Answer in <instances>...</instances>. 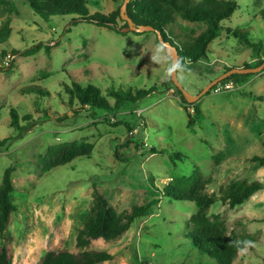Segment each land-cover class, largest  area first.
I'll use <instances>...</instances> for the list:
<instances>
[{
    "label": "rangeland",
    "instance_id": "obj_1",
    "mask_svg": "<svg viewBox=\"0 0 264 264\" xmlns=\"http://www.w3.org/2000/svg\"><path fill=\"white\" fill-rule=\"evenodd\" d=\"M200 1V0H195ZM238 10L222 22L227 29L209 46L206 57L187 71L177 73L182 89L196 96L228 68L255 67L251 49L231 30L247 34L251 43L264 45V21L260 11L264 0H234ZM18 14L0 13V26L10 20L12 34L0 46V140L12 138L9 146L0 149V184L4 170L14 166L12 201L17 212L9 218L4 238L12 245V264H36L45 252L49 225L57 221L63 229L57 249L72 253L75 238L90 215L94 192L104 195L118 213L129 212L149 198L147 184L161 187L171 179L189 176L198 169L210 176L205 193L219 195L231 181L264 182V167L250 161L262 155L264 141V70L233 85L230 92L204 95L198 105L202 118L192 129L187 128L188 115L180 104L177 88L170 77L164 78L166 64L151 62L159 43L154 32L124 35L93 24L70 26L71 16L41 18L33 16L25 0H12ZM123 0H88L90 14H109ZM119 28L123 22L118 21ZM170 29L174 43L177 36L194 35L204 24L176 19ZM69 29L68 33H65ZM50 45L31 57L11 55L34 45ZM13 67L9 69V62ZM77 83L94 86L111 106L109 89L152 90L119 109L80 112L78 103H69L64 88ZM218 84L217 86H223ZM32 86L46 90L48 96L22 94ZM259 97L253 100L244 94ZM20 117L22 133L10 127L9 110ZM79 111L74 115L73 111ZM31 117L25 121L23 116ZM63 116L69 119L60 122ZM117 122L121 125L115 126ZM18 136H21L18 138ZM86 141L94 145L90 161L75 160L68 167L46 172L44 157L48 147L60 143ZM206 141L207 143H204ZM151 148L163 150L152 154ZM121 159H116L114 153ZM179 152L189 159L173 163L170 155ZM121 160H126L122 162ZM188 202L169 203L161 200L146 218L135 221L118 238L98 240L86 250L108 252L112 260L101 264H213L198 257L196 250L184 240L183 224L194 213ZM218 214L227 231L248 234L254 242L241 250L233 264H264V190L257 192L243 205L229 209L218 203L209 216Z\"/></svg>",
    "mask_w": 264,
    "mask_h": 264
},
{
    "label": "trees",
    "instance_id": "obj_2",
    "mask_svg": "<svg viewBox=\"0 0 264 264\" xmlns=\"http://www.w3.org/2000/svg\"><path fill=\"white\" fill-rule=\"evenodd\" d=\"M25 2L33 16L41 18L71 16L70 26L82 22L121 35L124 34L120 30L127 26V23L120 18L121 6L109 14H90L86 8L88 0H25ZM237 10L238 5L234 0H130L127 4L126 15L135 26L150 27L158 39H163L177 50L178 58H186L191 65L206 57L208 46L227 30L222 26V22L228 20ZM0 13L18 14V8L12 0H0ZM260 17L264 21V10L260 11ZM177 18L187 23L204 24L205 28L197 35L192 32L188 35L179 34L177 37L180 38V41L174 43L170 36V29H173L172 26ZM118 21L123 22L122 28H119ZM69 31L67 29L65 33ZM230 32L234 38H238L251 49V58L256 61L255 67L264 62L263 44L251 43L247 34L241 33L238 29ZM11 34L10 20H6L0 26V46L8 42ZM158 39H156L157 42ZM42 49L46 54H49L51 46L39 43L22 52L11 50V55L31 57ZM0 55L3 58L7 57L9 53L3 51ZM12 67L13 60L9 62V69ZM244 68L250 67L245 65ZM230 69L232 68L226 69L225 72ZM251 75L253 74H234L218 84L232 83L237 85L245 82ZM217 85L212 87L210 91L214 90ZM64 91L68 96L69 103L76 102L79 104L80 112L84 111L85 108L90 111L119 109L124 103H134L152 92V90L133 92L131 89H109L107 91L108 97L114 100V105L111 106L100 89L94 86L83 87L77 83H72L71 87L66 86ZM177 91L180 96V104L187 107H183L188 115L187 128L192 129L195 122L202 118V111L198 102L187 104L181 92L178 89ZM21 92L23 95H49L46 90L36 86L26 88ZM244 95L253 100L259 99V97L249 93ZM79 111H73L74 115H78ZM9 115L10 127L24 133L27 126H19L20 117L16 110L10 109ZM23 118L25 121L31 119L28 115L23 116ZM67 119H69L68 116H63L58 121L63 122ZM119 125H121L120 122L115 124V126ZM20 137L18 136V138ZM12 141V138L0 140V149L9 146ZM204 143L207 142L204 141ZM261 146L263 154L253 156L250 159L256 168L264 167V141ZM93 149V144L83 140L52 145L47 148L44 157V162H47L45 170L47 172L68 166L73 169L71 163L75 160L90 161ZM163 152V150L151 148L152 154L162 155ZM114 157L121 159L116 152ZM169 158L173 163L177 160L180 161V159H189L179 152L171 153ZM121 161L125 162L126 160ZM13 172L14 166L7 167L2 174L0 184V237L3 236L8 226L10 216L17 212V207L12 201V195L15 192L12 181ZM211 180L210 176H204L198 169H194L191 175L173 178L161 187L155 186L151 182L146 186L150 194L149 198H146L141 205L133 206L127 213H118L104 195L95 191L90 215L82 228L78 230L75 238V248L81 251L72 253L66 249L54 247V241L62 238L63 229L59 222L52 221L46 237L45 252L36 264H101L111 261L112 255L108 252L86 249L98 240L111 241L118 238L135 221L148 217L161 200L169 203H193L195 211L183 224L184 236L182 238L196 250L198 257H207L212 260L213 264H233L238 253L254 242V239L248 234L229 233L220 215L209 216V211L218 203L226 204L229 209L243 205L257 192L264 190V182L258 180L250 182L245 180L231 181L219 195H208L205 193V187ZM0 264H12V245L8 238H4V243L0 245Z\"/></svg>",
    "mask_w": 264,
    "mask_h": 264
},
{
    "label": "water",
    "instance_id": "obj_3",
    "mask_svg": "<svg viewBox=\"0 0 264 264\" xmlns=\"http://www.w3.org/2000/svg\"><path fill=\"white\" fill-rule=\"evenodd\" d=\"M130 2V0H123V3L120 7V18L122 21L127 23V26L120 30L121 33H137L142 34L145 32H152V29L150 27H143V26H135L133 22L127 17L126 15V8L127 4ZM160 42V38L158 39ZM170 46L169 52L174 58H178L177 50L171 46L169 43H167ZM264 70V62L253 68H232L229 71L225 72L221 76L217 77L213 81H211L205 88H203L196 96H191L188 93H186L181 85L179 84L177 80V74H174L173 76H170V79L173 83V85L181 92L183 98L185 99L187 104H193L198 102L206 93H208L212 87L220 83L222 80L226 79L227 77L238 74V75H244V74H257Z\"/></svg>",
    "mask_w": 264,
    "mask_h": 264
},
{
    "label": "clouds",
    "instance_id": "obj_4",
    "mask_svg": "<svg viewBox=\"0 0 264 264\" xmlns=\"http://www.w3.org/2000/svg\"><path fill=\"white\" fill-rule=\"evenodd\" d=\"M170 46L163 39L155 46L150 60L156 64H166L164 78L173 76L174 74H183L187 71L189 61L186 58H174L169 52ZM250 243V242H249Z\"/></svg>",
    "mask_w": 264,
    "mask_h": 264
},
{
    "label": "built area",
    "instance_id": "obj_5",
    "mask_svg": "<svg viewBox=\"0 0 264 264\" xmlns=\"http://www.w3.org/2000/svg\"><path fill=\"white\" fill-rule=\"evenodd\" d=\"M233 89L232 83H226L223 86H216V88L213 90L215 94H219L222 92H230Z\"/></svg>",
    "mask_w": 264,
    "mask_h": 264
},
{
    "label": "crops",
    "instance_id": "obj_6",
    "mask_svg": "<svg viewBox=\"0 0 264 264\" xmlns=\"http://www.w3.org/2000/svg\"><path fill=\"white\" fill-rule=\"evenodd\" d=\"M254 62H256V61L252 59L251 63H253V64H254ZM237 68H239V67H237Z\"/></svg>",
    "mask_w": 264,
    "mask_h": 264
}]
</instances>
